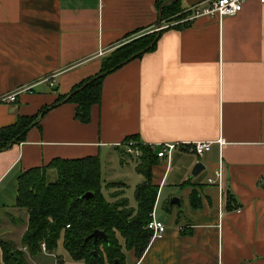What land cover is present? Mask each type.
Returning <instances> with one entry per match:
<instances>
[{"label": "crops", "instance_id": "1", "mask_svg": "<svg viewBox=\"0 0 264 264\" xmlns=\"http://www.w3.org/2000/svg\"><path fill=\"white\" fill-rule=\"evenodd\" d=\"M158 1L0 0V98L21 91L16 102L0 103V128L98 74L112 50L159 32ZM205 1L180 0L182 13ZM160 22L166 28L154 49L102 80L87 124L75 119V105L62 104L0 152V210L22 216L23 235L26 213L13 208L22 172L56 158L98 156L101 165L125 141L175 144L169 167L158 160L152 168L165 232L140 258L124 251L123 264H264V3L248 0L221 20ZM196 142L210 143L200 157L186 149ZM196 163L205 169L193 177ZM219 165L221 193L206 182ZM109 183L124 184L126 197L121 181L105 182L102 192ZM107 190L109 199L117 191ZM172 197L179 206L169 205ZM229 197L237 207L230 211ZM55 251L28 264H82L62 240Z\"/></svg>", "mask_w": 264, "mask_h": 264}, {"label": "trees", "instance_id": "2", "mask_svg": "<svg viewBox=\"0 0 264 264\" xmlns=\"http://www.w3.org/2000/svg\"><path fill=\"white\" fill-rule=\"evenodd\" d=\"M157 9H161L160 21L169 19L168 24H175L187 15L182 13L180 0H160ZM160 32L140 35L117 47L101 59L98 74L76 85L68 94L58 95L52 105L44 107L37 115L18 117L14 124L0 128V152L24 142L29 130L39 128L40 114L43 116L62 104L75 105V119L87 124L91 107L100 103L102 80L152 51ZM139 150L141 156L136 161L135 172L143 177V182L135 188V207H131L124 196L122 183L107 184L108 189L117 191L108 200L104 197L98 156L56 158L47 165L22 172L16 180L13 208L26 213V230L19 248L0 239L2 263L28 264L27 258L42 252L41 244L45 245L46 254H53L59 240L71 260L77 263L123 264V246L125 251H132L140 258L152 237L147 226L158 193L152 174L158 159L146 147L141 146ZM51 172L55 178L49 182ZM86 194L91 197L84 198ZM231 202L229 197L226 205L229 211L237 208ZM95 231L103 232L107 241L87 239Z\"/></svg>", "mask_w": 264, "mask_h": 264}, {"label": "built area", "instance_id": "3", "mask_svg": "<svg viewBox=\"0 0 264 264\" xmlns=\"http://www.w3.org/2000/svg\"><path fill=\"white\" fill-rule=\"evenodd\" d=\"M246 1L248 0H207L199 5L187 9L185 13L188 14V17H185L184 19L180 20L179 22L173 25L187 23L189 21L202 17H216L219 20H221L224 17L234 16L242 10V6ZM258 1L262 4L264 3V0H258ZM164 28L166 27L160 26L158 27L157 31H160ZM20 92L21 91L13 92L0 98V103L11 104L16 102L17 96L19 95ZM218 142L219 144L221 143L220 140ZM117 146L122 147L123 156L128 155L136 160H138L141 156V151L139 150V147L141 146L146 147L156 155V158L158 160L164 161L166 163V167H169L172 154L175 151V149L178 147V145L175 144L145 145V144L134 143L132 141H125L122 142L121 144L119 143ZM209 146H210L209 142H196L186 145V149L188 153L200 157L209 148ZM221 180H222V167L221 165H219L215 173V176L213 178H208L206 182L209 185H216L221 193ZM221 199H222V195L220 194V200ZM154 208L152 210V213L150 214L151 220L147 226L148 230L152 232L151 239L162 236L166 229L163 223H161L156 219ZM41 250L43 253H45L44 244H41Z\"/></svg>", "mask_w": 264, "mask_h": 264}, {"label": "rangeland", "instance_id": "4", "mask_svg": "<svg viewBox=\"0 0 264 264\" xmlns=\"http://www.w3.org/2000/svg\"><path fill=\"white\" fill-rule=\"evenodd\" d=\"M185 0H182V5ZM167 21L169 19H166ZM171 25V24H170ZM121 144V143H120ZM111 150L114 151L115 155V160L111 161L109 159L103 160L101 164V184L103 185L105 182H115V181H121L127 184V189H126V197L129 201V204L132 207L136 206L135 200H134V193H135V188L138 183H140V178L138 177V174L135 172V166H136V159L131 158L130 156H122V147L121 146H115L111 147ZM104 154V153H103ZM197 158V157H196ZM122 164H120V162ZM194 167V165H193ZM192 167V168H193ZM55 178L54 172L49 174L48 176V181H53ZM107 185L103 187L104 192L103 195L104 197L108 200V190H107ZM178 199V197H172ZM161 211L160 206L158 208L157 214H159ZM11 217H5L7 214L6 212L0 210V239H3L5 241L11 242L16 248L20 247V240L22 237V223L18 221L19 219L22 218V216L16 212H8ZM12 220H14L16 223H14ZM24 224H26V221L24 220ZM120 245L123 246L122 240H119ZM124 246L122 247V252H124ZM57 253L56 251L53 253L55 256ZM46 253H37L33 256H31L29 259L27 258V261H36L42 257H45Z\"/></svg>", "mask_w": 264, "mask_h": 264}, {"label": "water", "instance_id": "5", "mask_svg": "<svg viewBox=\"0 0 264 264\" xmlns=\"http://www.w3.org/2000/svg\"><path fill=\"white\" fill-rule=\"evenodd\" d=\"M170 1H172V0H170ZM173 1H175V0H173ZM160 15H161V9L159 10V24H158V27H160V24H161V22H160ZM41 117H42V114H40L39 119H41ZM204 169H205V168H204V166H203L201 163H196V164L194 165L192 171H191V176L196 177V176L199 175ZM89 197H91L90 194H86V195H84V198H89ZM169 205H170V206H174V205L179 206V200L176 199V198H173V199L170 201ZM99 238L103 239L104 241H107V238H106L105 234H104L103 232H100V231H95V232H93L90 236H88L87 239H93L94 242H95V241H97V239H99Z\"/></svg>", "mask_w": 264, "mask_h": 264}]
</instances>
